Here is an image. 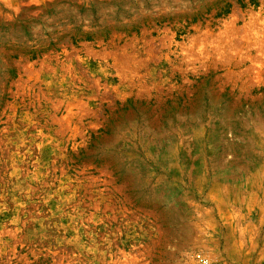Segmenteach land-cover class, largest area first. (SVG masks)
Wrapping results in <instances>:
<instances>
[{"label":"rangeland","instance_id":"obj_1","mask_svg":"<svg viewBox=\"0 0 264 264\" xmlns=\"http://www.w3.org/2000/svg\"><path fill=\"white\" fill-rule=\"evenodd\" d=\"M254 2L0 0V264H264Z\"/></svg>","mask_w":264,"mask_h":264},{"label":"trees","instance_id":"obj_2","mask_svg":"<svg viewBox=\"0 0 264 264\" xmlns=\"http://www.w3.org/2000/svg\"><path fill=\"white\" fill-rule=\"evenodd\" d=\"M236 2L238 3V5H240L241 8H243V7L245 6V5L242 4V0H236ZM250 4L255 5L254 0H250ZM227 13H228L227 10L222 9V10L220 11V13L217 14V16H223V15H225V14H227ZM181 33H182V32H181Z\"/></svg>","mask_w":264,"mask_h":264}]
</instances>
